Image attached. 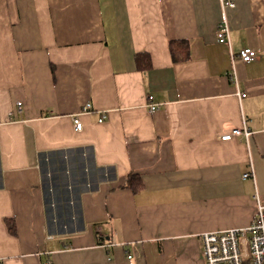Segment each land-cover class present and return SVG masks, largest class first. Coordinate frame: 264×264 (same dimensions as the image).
Masks as SVG:
<instances>
[{
	"label": "crops",
	"instance_id": "1",
	"mask_svg": "<svg viewBox=\"0 0 264 264\" xmlns=\"http://www.w3.org/2000/svg\"><path fill=\"white\" fill-rule=\"evenodd\" d=\"M235 2L222 43L220 0H0V264H206L201 234L251 224L264 194V0ZM179 40L190 59L175 62ZM244 125L249 141L221 138ZM78 148L115 175L78 198L68 184L63 208L40 157Z\"/></svg>",
	"mask_w": 264,
	"mask_h": 264
},
{
	"label": "built area",
	"instance_id": "2",
	"mask_svg": "<svg viewBox=\"0 0 264 264\" xmlns=\"http://www.w3.org/2000/svg\"><path fill=\"white\" fill-rule=\"evenodd\" d=\"M223 12V20L218 26V39L222 43H229L230 28L226 13L229 9L236 7L235 0H220ZM235 55L232 60L234 61ZM243 62L250 63L257 57L256 50L251 48L242 49L238 55ZM230 80L237 85V74L235 67L229 74ZM246 94L238 92L240 98ZM149 112L154 113L159 105L153 102V97L148 96ZM23 102H17V111H22ZM92 109V105L87 103L83 106L81 113H88ZM105 115L100 118V122L105 119ZM74 128L76 131L83 129V123L80 116H75ZM252 131L248 126L234 129L231 133L222 136L223 140H230L234 137L249 141ZM69 174V173H68ZM253 171L244 174V178L252 177ZM257 204V214L251 224L244 228H232L228 230L206 232L200 235L203 248V256L206 264H264V194L256 191L253 196ZM105 247L111 246L104 245ZM43 264H53L45 262Z\"/></svg>",
	"mask_w": 264,
	"mask_h": 264
},
{
	"label": "trees",
	"instance_id": "3",
	"mask_svg": "<svg viewBox=\"0 0 264 264\" xmlns=\"http://www.w3.org/2000/svg\"><path fill=\"white\" fill-rule=\"evenodd\" d=\"M169 47L171 55L175 62L186 61L190 59L189 45L186 40L171 41L169 43ZM136 57L139 68L143 70L149 68L150 58L147 53L138 54ZM141 61L145 63L141 65ZM83 150L85 152V149L78 148L70 150H56L41 154L40 166L43 174L42 176L45 192L48 193L49 189H51L52 187L55 193H58L60 201L63 204V208L66 206L65 201H69V199L71 198L70 193L67 190L68 184L70 185V183H74V186H76L75 190L77 191L78 198L79 192L81 190H96L100 182L112 179L115 175L113 174V167L96 168L92 162V153H88L89 156L86 159H81L83 157ZM67 157H71L72 159H74L72 166H70V161H67ZM47 162L49 163V167L47 166ZM51 163H53L52 167L50 166ZM87 165L89 166L88 173L84 169ZM50 171L51 175L53 176L52 180L47 176ZM69 177L71 178V181L69 180ZM125 186L131 189L133 193H138L143 189L144 183L142 178L138 174L130 173L127 176ZM72 213H75L76 215H78V213L81 214V209L77 208V210L73 212L68 209H63L61 215L67 216L66 218H68V216L71 217ZM66 222L69 221L66 220L64 223H62V225L66 224Z\"/></svg>",
	"mask_w": 264,
	"mask_h": 264
},
{
	"label": "rangeland",
	"instance_id": "4",
	"mask_svg": "<svg viewBox=\"0 0 264 264\" xmlns=\"http://www.w3.org/2000/svg\"><path fill=\"white\" fill-rule=\"evenodd\" d=\"M69 172V171H68Z\"/></svg>",
	"mask_w": 264,
	"mask_h": 264
}]
</instances>
